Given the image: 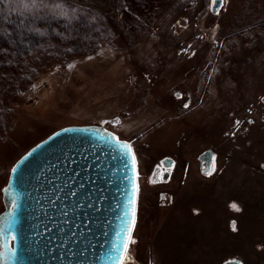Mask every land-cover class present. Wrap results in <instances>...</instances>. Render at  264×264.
Returning a JSON list of instances; mask_svg holds the SVG:
<instances>
[{
  "label": "rangeland",
  "instance_id": "obj_1",
  "mask_svg": "<svg viewBox=\"0 0 264 264\" xmlns=\"http://www.w3.org/2000/svg\"><path fill=\"white\" fill-rule=\"evenodd\" d=\"M29 1L82 4L109 33L88 55L32 62L34 76L2 94L0 219L23 154L60 128L94 126L136 156L127 264H264V0H224L219 14L212 0ZM163 155L181 168L166 204L146 184Z\"/></svg>",
  "mask_w": 264,
  "mask_h": 264
},
{
  "label": "water",
  "instance_id": "obj_2",
  "mask_svg": "<svg viewBox=\"0 0 264 264\" xmlns=\"http://www.w3.org/2000/svg\"><path fill=\"white\" fill-rule=\"evenodd\" d=\"M133 183L136 170L108 132L94 126L54 131L10 170L5 192L12 211L0 219V226H9L0 241V260L116 264L131 220Z\"/></svg>",
  "mask_w": 264,
  "mask_h": 264
},
{
  "label": "trees",
  "instance_id": "obj_3",
  "mask_svg": "<svg viewBox=\"0 0 264 264\" xmlns=\"http://www.w3.org/2000/svg\"><path fill=\"white\" fill-rule=\"evenodd\" d=\"M135 1L144 5L145 0ZM39 2L0 0V123L6 113L2 94L14 91L12 80L34 76L32 62L38 69L47 66L50 57L63 61L88 55L109 33L102 17L80 3L44 7Z\"/></svg>",
  "mask_w": 264,
  "mask_h": 264
},
{
  "label": "snow or ice",
  "instance_id": "obj_4",
  "mask_svg": "<svg viewBox=\"0 0 264 264\" xmlns=\"http://www.w3.org/2000/svg\"><path fill=\"white\" fill-rule=\"evenodd\" d=\"M224 0H212V5L214 6L212 8V10L214 12H216V14H219L220 8L223 6ZM73 67V65H69V68ZM179 95V94H177ZM189 105L187 103L184 104V107L187 108ZM251 122V121H249ZM101 123H109L108 121H102ZM115 123L119 124V120L117 119L115 121ZM239 123V121L237 122ZM64 131H68V129H65ZM110 139L116 141V143L123 148V150L125 151V154L130 158L131 161V165H132V170L133 172H135L136 170V156L135 153L133 152V148L132 145L127 142V141H123L120 139V137L116 136L115 134H110ZM39 147V145L37 146ZM13 172L16 171V168L13 167L12 169ZM208 175H211V173H206ZM135 180V177L133 178ZM139 188L138 185L133 183V198L131 201V220L128 222L126 231L124 233V237L123 240L119 246V250H118V255H117V262L116 264H127V261L130 258V245L135 243V240L132 237V232L133 229L135 227L136 224V192H138ZM4 191H7V189H5ZM13 205L14 207L17 206L15 204V201H13ZM230 207H232L235 211H240V208L237 204L233 203L230 205ZM12 210L10 209V212ZM9 227L8 225H4V226H0V241H3L5 239L4 237V232H5V228ZM232 230L233 231H237V226H236V222L233 221L232 222ZM12 241L14 242L16 240V236L12 235ZM14 247V243L13 246ZM113 250L117 251V245L113 244ZM0 255H2V253H0ZM0 264H3V261L0 260ZM230 264H242L241 261L238 260H234L232 262H230Z\"/></svg>",
  "mask_w": 264,
  "mask_h": 264
},
{
  "label": "flooded vegetation",
  "instance_id": "obj_5",
  "mask_svg": "<svg viewBox=\"0 0 264 264\" xmlns=\"http://www.w3.org/2000/svg\"><path fill=\"white\" fill-rule=\"evenodd\" d=\"M203 160L206 165L211 163L210 154L208 152L205 153ZM180 170L178 159L170 155L158 157L151 163L146 184L152 188V192H157L160 204H166L167 199H171V194L167 192V188L175 184L179 177ZM149 261H151V259Z\"/></svg>",
  "mask_w": 264,
  "mask_h": 264
},
{
  "label": "bare ground",
  "instance_id": "obj_6",
  "mask_svg": "<svg viewBox=\"0 0 264 264\" xmlns=\"http://www.w3.org/2000/svg\"><path fill=\"white\" fill-rule=\"evenodd\" d=\"M134 152V151H133ZM136 167H137V162H136Z\"/></svg>",
  "mask_w": 264,
  "mask_h": 264
}]
</instances>
